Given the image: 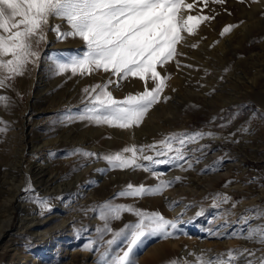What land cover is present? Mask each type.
<instances>
[{
  "label": "rangeland",
  "instance_id": "374dc122",
  "mask_svg": "<svg viewBox=\"0 0 264 264\" xmlns=\"http://www.w3.org/2000/svg\"><path fill=\"white\" fill-rule=\"evenodd\" d=\"M186 3L193 4L192 9H184L186 16L209 15L214 19L202 22L195 34L187 35L178 45L182 53L177 57L179 67L175 60L158 67L163 75L170 76L164 92L170 99L148 112L142 123L150 121V127L144 124L145 132L140 130L142 124L132 128L139 132L138 139H132L131 143L149 145L170 133L202 130L214 132L216 136L205 137L189 147L206 144L210 148L203 156L195 153L201 158L192 169L153 166L161 174L159 177L142 169H134L138 175L129 177L124 176L125 169L111 168L103 155L121 151L127 144L111 134L110 126L82 121L76 115L86 106L83 89L105 83L111 73L101 70L86 76H74L71 72L57 74V60L79 55L86 46L78 37L57 40L56 34L48 31V42L41 45L38 64L29 65L28 72L17 77L11 88L0 89V95L10 97L6 107L0 104V118L8 126L6 133H0V264H90L92 259L103 264L101 257L106 250L114 255L125 248L123 240L109 248L105 242L112 239V232L98 231L105 226V221L100 219L99 206L106 201L159 212L179 222L174 236L147 238L133 253L137 264H170L177 259L195 264L197 255L193 254L204 252L206 256H214L228 249L261 247L241 234L249 227L264 225V215H260L264 212V0H226L224 4L210 0L208 8L203 7L202 0H186ZM56 24L61 25L62 31L69 29L65 21L53 18L50 25ZM229 24L236 27L221 36V31ZM229 35L234 36L231 42L225 44V49L220 48ZM79 43L81 47L77 50L75 45ZM42 77L48 87L40 92L37 87ZM21 78L27 81L25 87L20 85ZM134 80H124L121 87L112 85L109 90L117 99L143 91L144 88L134 86ZM167 109L176 117L164 115L163 110ZM156 113H161V117L154 116ZM101 127L104 129L99 131ZM67 135L69 137L65 138ZM82 138L86 141L81 142ZM50 139L54 144L46 145L44 151L38 148L31 151L32 143ZM109 139L113 143L109 144ZM98 144L102 150L89 147ZM77 148L101 158L73 154ZM21 150L24 161L19 168L16 156ZM145 154L154 155L151 150ZM39 161L49 162L53 172L63 170L64 182L73 181L75 172L90 166L91 171H86L83 180H76L77 183L65 189L62 195L64 203L68 204L65 208L61 209L55 202L51 203L50 211L40 208L38 199L45 196L39 192L40 187H34L35 181L37 186L41 185L38 177L36 180L27 176L21 178L22 170L29 171L28 165L38 170ZM171 172L175 175L164 177ZM175 177L181 179L166 188H177L170 206L180 208L181 212L174 218L166 206L155 200L160 195L117 196L129 183L155 186L159 180ZM90 184H93L91 189H86ZM13 193L16 198L8 204ZM223 194L231 199L223 202ZM21 204L30 208L27 215L19 209ZM7 206L13 216L11 221ZM254 206L260 212L253 211ZM23 217L26 224L21 220ZM32 218L40 222L24 227L32 223ZM137 220L134 212H123L120 219L110 221L109 227L118 231ZM214 232L220 235H212ZM233 233L236 237H232Z\"/></svg>",
  "mask_w": 264,
  "mask_h": 264
},
{
  "label": "snow or ice",
  "instance_id": "6c2138e0",
  "mask_svg": "<svg viewBox=\"0 0 264 264\" xmlns=\"http://www.w3.org/2000/svg\"><path fill=\"white\" fill-rule=\"evenodd\" d=\"M209 2L202 0L203 7L208 8ZM212 2L224 4L226 0ZM192 8L193 4L186 3V0H0V89L11 88L17 77L28 72L29 65L34 67L38 64L41 45L48 42V31L54 32L57 40L78 37L84 41L86 50L66 60H57L56 73L71 72L74 76H86L102 70L111 73V76L103 84L83 89L87 97L86 106L76 114L77 118L124 130L140 126L155 105L170 99L164 95L170 76L163 75L158 67L174 60L179 67L177 57L182 53L178 51V45L186 40L187 35L195 34L202 22L214 19V16L209 15L186 16L184 9ZM53 18L65 21L69 29L62 31L60 24L50 25ZM235 27L226 25L221 36ZM130 78L143 81L144 90L117 99L109 87H121L122 82ZM149 82H152V87H148ZM9 101L10 97L0 95V104L6 107ZM0 124L4 125L0 127V133H6L7 122L0 118ZM215 136L214 132L202 130L174 132L152 144L127 146L102 158L113 169H142L159 177L161 174L153 166L192 169L201 158L195 153L199 152L203 156L210 145L196 148L189 146L198 144L205 137ZM147 150H151L154 155H146ZM77 153L101 158L85 149L77 148L73 154ZM180 179L159 180L155 186H134L129 183L117 196L142 198L160 195ZM51 199L39 198L38 203L42 209L50 211ZM230 199L226 194L221 196L223 202ZM99 208L100 219L105 221V226L98 231L112 232V239L105 243L111 248L125 241V248L114 255H110L107 250L102 254L103 264H137L133 253L147 238L168 239L178 229L177 220L167 219L159 212L134 209L132 205L108 201ZM252 210L260 212L255 206ZM123 212H134L138 217L137 222L113 231L109 227L110 221L120 219ZM260 215H264V212H260ZM212 235L218 236L220 233L214 232ZM241 236L261 247L228 249L214 256H206L204 252L193 254L197 255L195 264H264V225L249 227ZM232 237H236V234L233 233ZM170 264H189V261L177 259Z\"/></svg>",
  "mask_w": 264,
  "mask_h": 264
},
{
  "label": "bare ground",
  "instance_id": "6f19581e",
  "mask_svg": "<svg viewBox=\"0 0 264 264\" xmlns=\"http://www.w3.org/2000/svg\"><path fill=\"white\" fill-rule=\"evenodd\" d=\"M55 20V19H54ZM53 20V21H54ZM61 22V21H60ZM243 26L244 27H247V23H244L243 24ZM237 33V32H236ZM50 36V35H49ZM233 37L234 36H232V35H229V36H227V37H225L224 38V40L222 41V43H221V45H220V48H222V49H225V44L227 43V42H231V39H233ZM72 43V42H71ZM75 44H77V43H75ZM80 44V45H79ZM78 45H75L76 47V49L77 50H79L80 49V47H81V43H79ZM67 45H69V44H67ZM70 45H72V44H70ZM262 45V44H261ZM222 52H223V50H222ZM45 63V62H44ZM44 75V74H43ZM132 81V80H131ZM43 82H44V80H43V77H42V79L38 82L39 84H38V89H39V91L41 92V90H43V89H45L46 87H48L47 86V84H43ZM26 83H27V81L25 80V79H23V78H21V81H20V85L22 86V87H25L26 86ZM150 82H149V84H148V87H152V86H150ZM137 86V87H141V89L142 88H144L145 87V85H144V82H140V80L139 79H136L135 78V80H134V86ZM129 86H130V83H129ZM109 89H111V87L109 88ZM126 89V88H125ZM44 92V91H43ZM165 95V94H164ZM66 101H69V100H67V99H65ZM65 100H62V101H65ZM69 103H70V101H69ZM170 103V102H169ZM71 104V103H70ZM169 107H171V105L169 106ZM156 108V105L154 106V109ZM165 109H166V107H164ZM157 109H160V108H157ZM174 109H177V108H174ZM176 111V110H175ZM176 113V112H175ZM179 113V112H178ZM153 114V113H152ZM161 114V113H160ZM160 114H154V116L155 115H157L156 117H161L160 116ZM163 114L164 115H166L167 117L169 116V115H173V117L175 116L176 117V115H174L173 114V112L172 111H168V109H167V111H165V110H163ZM151 115V114H150ZM149 117V116H148ZM155 117V118H156ZM149 119H151V117L149 118ZM154 119V118H153ZM160 119V118H159ZM175 119V118H174ZM177 120V119H176ZM163 121V120H162ZM149 120H148V122L147 123H144L145 125H148L149 126ZM160 123H161V121H159ZM152 123V122H151ZM156 123V122H155ZM144 124H142V126L140 127V128H142V129H140L141 130V132H145V128H146V126L144 125ZM156 124H158V123H156ZM144 125V126H143ZM154 125V124H153ZM162 125V124H161ZM150 127V126H149ZM102 128L103 127H101L100 129H99V131H101L102 130ZM104 129V128H103ZM108 130L110 131V132H112L111 134L113 135V136H115V137H117L118 138V136L120 137V140H121V142H122V144H127V146H131L132 145V143H131V140L133 139V141H136V139H138V130H136V131H133L134 130V128H133V130L131 129L130 131H127V130H120L119 128H116V127H111V128H108ZM148 130V129H147ZM138 131V132H137ZM23 133V132H22ZM69 136L67 135L65 138H68ZM23 139V138H22ZM83 140V141H82ZM81 142H85L86 141V139H84V138H82L81 140H80ZM54 142V140L53 139H50V140H43V142H41L40 144L39 143H37V144H35V143H32L31 144V151H33L34 149H39V150H41V151H44V147L46 146V145H48V144H50V143H52V144H54L53 143ZM109 144H111V143H113V140L112 139H109L108 141H107ZM120 144V143H119ZM89 146V145H88ZM89 147H91V148H97V149H100V150H102L101 149V145L100 144H98V145H95V146H89ZM23 157H24V151L23 150H21V152L18 154V156H16V160H18L17 162V167H21V165H22V162L24 161L23 160ZM48 162V161H47ZM49 163V162H48ZM43 164L42 162H40L39 161V164H37V166L39 167L38 168V170H35L34 171V165H28L29 166V169H27V170H29V171H24V170H20L21 172H22V176H21V178L22 179H26V176L27 177H31V178H35V180H36V178L38 177V181L37 182H40L41 183V185L40 186H37V184H36V181L35 182H33L34 183V187L37 189L38 187H40L39 188V192L40 193H43L44 194V196L45 197H50V198H52L51 199V203L52 202H55V203H57V206L58 207H61V209H63V208H65V206H67L68 204L67 203H64L65 202V199H63L62 198V195L63 194H65V189L66 188H69V186H71L72 184H75V183H77V182H75L76 180H83L84 179V176H85V174H86V171L87 170H89L90 169V166H88L87 168H85V169H83V171H77V172H75L74 173V180L73 181H71V180H68L67 182H64V178L61 176V173L63 172V170L62 171H60V170H57L56 172H53L52 171V169H51V166H49V164ZM139 170V169H138ZM91 170H89V172H90ZM123 174H124V176L125 175H127V176H129L130 177V175H134V176H137L138 175V173L136 172V170H134V169H132L131 170V168H128V169H125L124 170V172H123ZM172 175H175V174H173L172 172L171 173H168V174H166V175H164V177L165 178H168V177H171ZM167 176V177H166ZM28 179V178H27ZM88 181V180H87ZM32 182V181H31ZM20 185V184H19ZM19 185H18V187H19ZM93 184H90L89 185V187H87L86 189H91V186H92ZM73 186V185H72ZM181 188H183V187H181ZM181 188L179 189V192H180V190H181ZM183 189H185V188H183ZM175 191L177 192V188H169V189H166L165 191H164V193L163 194H160V196L161 197H158V198H156L155 200L157 201V202H161V204H163L164 206H166L165 208H167L168 210H170L171 211V215H172V217L174 218V216H176L177 214H179V212H181L180 210V208H174V209H172V207L170 206V200H171V198H172V196L174 197V199H175V196H174V194H176L175 193ZM80 192V191H79ZM182 192V191H181ZM18 195V194H17ZM181 195V194H180ZM41 196V195H40ZM13 198H16V194L15 193H13L12 195H11V198L10 199H8L9 200V202H8V204L9 203H11L12 202V199ZM42 198H44V197H42ZM173 199V198H172ZM68 200V199H67ZM71 201V200H70ZM152 201V200H151ZM146 203V202H145ZM186 204V203H185ZM11 205V204H10ZM149 205H151L150 203H149ZM148 205V206H149ZM162 206V205H161ZM7 208V210L9 211L8 212V216H9V221H11L12 219H13V216H11V212H10V210L8 209V206L6 207ZM37 208V207H36ZM41 208V207H40ZM19 209H21L22 210V212H24V215H27V214H25L26 213V211L27 210H29L30 208H25L24 207V205H20L19 206ZM6 210V209H5ZM36 211H37V209H36ZM37 217V216H36ZM21 220L22 221H24V217L23 218H21ZM26 220V219H25ZM31 224L30 223H28L27 225H24V227H26L27 228V226H31V225H34V224H36V223H39L40 222V219H38V220H36L35 221V218H32L31 219ZM24 223H25V221H24ZM26 224V223H25ZM33 227H35V226H33ZM193 232H195L194 230H193ZM52 235H50V237H51ZM52 240V239H51ZM171 243V242H170ZM175 245H177V244H175ZM50 247V246H49ZM52 248V247H51ZM51 248L49 249V250H51ZM81 251H82V249H81ZM152 252H154V251H152ZM152 252H150V253H152ZM156 253H158V251L156 252ZM83 255H85V253H82ZM73 256V255H72ZM34 257V256H33ZM31 258H32V256H31ZM36 259V258H35ZM33 260V259H32ZM37 261H41V260H37ZM37 261H36V263H37ZM90 264H98L97 262H95V259H92V260H90Z\"/></svg>",
  "mask_w": 264,
  "mask_h": 264
}]
</instances>
